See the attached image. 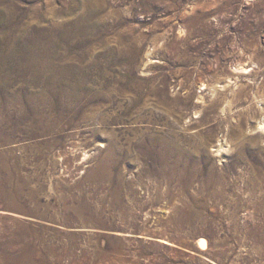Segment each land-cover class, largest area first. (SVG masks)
I'll use <instances>...</instances> for the list:
<instances>
[{
  "label": "rangeland",
  "instance_id": "rangeland-1",
  "mask_svg": "<svg viewBox=\"0 0 264 264\" xmlns=\"http://www.w3.org/2000/svg\"><path fill=\"white\" fill-rule=\"evenodd\" d=\"M263 126L264 0H0V264H264Z\"/></svg>",
  "mask_w": 264,
  "mask_h": 264
},
{
  "label": "bare ground",
  "instance_id": "bare-ground-1",
  "mask_svg": "<svg viewBox=\"0 0 264 264\" xmlns=\"http://www.w3.org/2000/svg\"><path fill=\"white\" fill-rule=\"evenodd\" d=\"M47 100H48V97L45 94L40 95L37 98H31L28 100V104H29V108H30L29 114L31 115V117H30V120L28 121L27 125H28V127H31L33 125L32 123H34L37 128L41 129L40 132L42 134H46L48 132V129L56 123L57 119L62 118V116H63V113H60V115L58 117H55L54 111L44 108L43 105L45 103L48 104ZM49 107L51 109L60 108L63 111H71L73 108L72 105L68 101L65 102L62 100L60 102H58V105H55V106H53L52 104H49ZM21 112H22V114L27 115L26 108H24ZM262 128H264V126ZM150 142L154 146L159 147L162 145V142L160 140H158L157 138H152ZM216 152H217V155H221L224 153V149L220 146L218 149H216ZM108 154H109V152H108ZM111 156L112 155H110L108 158L110 159ZM161 157H162V155H161ZM106 158H107V156H106ZM103 165H105V164H103ZM106 169L107 168L104 167V168L100 169L99 171H97V173L98 174H101L102 172L104 173V171ZM14 174H16V173H14ZM96 177H97V175H96ZM165 177H167V176H165ZM180 180L182 181V179H180ZM193 180H194V177H189L187 180H184V182L182 184H180L179 186L176 187V188H178L177 191L182 192L185 190H189L192 187ZM168 181L169 180L167 179V182ZM226 182H227V180H225V178L223 177L222 172L219 169H217L216 167H212L209 171V176L207 178V182L204 183L203 188L205 191L210 192V194H214V196H218V197L223 198L221 193L225 187V184H227ZM219 184L221 185L220 187H222V188L217 187ZM182 193H184V192H182ZM193 208H194L193 204L186 206V207L176 208L177 211L180 213V217H179L178 221H176V222H178L179 224L191 223L195 219ZM195 221H196V219H195ZM174 223H175V221H174ZM200 242H201V245L203 247L204 242L203 241H200ZM0 258H2V257H0ZM42 260H43V262H40L39 264H45L48 261H49V264H54L55 261H58L57 259L51 258L48 256L42 257ZM50 260H53V261H50ZM28 262H30V261L26 260L25 262H23L19 258L11 257V258H6V260H4L3 264H28ZM75 264H96V263L94 260H92V258H90V259L85 258L83 261L75 263Z\"/></svg>",
  "mask_w": 264,
  "mask_h": 264
}]
</instances>
